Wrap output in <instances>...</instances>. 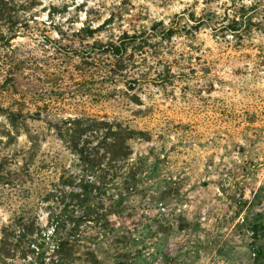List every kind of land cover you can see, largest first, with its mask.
I'll return each instance as SVG.
<instances>
[{
	"label": "rangeland",
	"instance_id": "1",
	"mask_svg": "<svg viewBox=\"0 0 264 264\" xmlns=\"http://www.w3.org/2000/svg\"><path fill=\"white\" fill-rule=\"evenodd\" d=\"M7 3L0 229L26 216L48 231L41 191L75 160L55 125L96 115L131 127L132 156L157 161L159 187L157 202L113 217L124 242L95 264H264V0ZM123 37L119 58L109 46ZM40 240L7 264H56ZM78 255L71 264H93Z\"/></svg>",
	"mask_w": 264,
	"mask_h": 264
},
{
	"label": "trees",
	"instance_id": "2",
	"mask_svg": "<svg viewBox=\"0 0 264 264\" xmlns=\"http://www.w3.org/2000/svg\"><path fill=\"white\" fill-rule=\"evenodd\" d=\"M1 4H8L7 0H1ZM13 18L6 5L0 6V36H3L2 22L12 25ZM236 18L229 28L237 34L242 21ZM8 29V40L15 38L17 33L13 27ZM141 33L125 37L137 40L142 37ZM125 37L109 46L119 58L126 49ZM18 115L9 112L13 122ZM55 131L75 160L69 167H62L60 174L48 179L41 191V199L49 209L48 231L39 227L35 230L26 216L3 225L0 264H7V260L19 252L21 258H28L33 245L41 247L40 239L52 243L56 264H71L78 254L95 264L98 250L104 247L117 252L116 246L124 242L125 237L113 217H123L135 210L137 198H148L152 203L158 201L152 194L159 187L155 179L157 161H150L147 156H132L129 141L134 133L129 125L81 114L62 119L55 125ZM257 227L253 229L256 232Z\"/></svg>",
	"mask_w": 264,
	"mask_h": 264
}]
</instances>
